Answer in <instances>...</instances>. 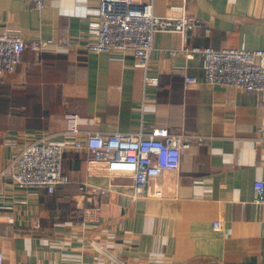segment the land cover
Segmentation results:
<instances>
[{"label":"crops","instance_id":"0c3cea01","mask_svg":"<svg viewBox=\"0 0 264 264\" xmlns=\"http://www.w3.org/2000/svg\"><path fill=\"white\" fill-rule=\"evenodd\" d=\"M141 1L158 17H177L172 6H182L209 32L195 28L182 40L157 31L143 68L130 52L86 48L99 0H52L40 10L0 0V33L52 41L25 48L0 75V264H264V202L253 200V182L264 181V93L206 84L200 53H171L264 51V0ZM71 113L78 140L156 127L192 137L179 167L159 177L161 196H133L127 175L88 168L86 152L72 148L62 158L69 182L51 193L1 175L29 142L66 139Z\"/></svg>","mask_w":264,"mask_h":264},{"label":"built area","instance_id":"2783aa9c","mask_svg":"<svg viewBox=\"0 0 264 264\" xmlns=\"http://www.w3.org/2000/svg\"><path fill=\"white\" fill-rule=\"evenodd\" d=\"M40 10L52 0H29ZM181 11L179 16L158 17L153 14L152 3L141 0H99L98 16L88 23L87 34L91 37L85 44L92 52H130L135 65L146 67L153 48L154 35L159 30L170 29L180 33L182 40L188 31L204 28L206 24L184 12L182 6H172ZM52 44L51 40L25 42L16 32L0 33V75L12 73L20 60L21 53L29 47L39 52ZM184 53L192 57L200 53L204 58L205 82L209 85L232 86L243 91L264 93V51L243 48H214L186 45L172 54ZM186 84L196 79L185 76ZM69 126L66 139L48 138L33 140L2 169L1 175L10 178L20 188L43 187L53 192L56 186L69 182L62 169V158L67 148L84 150L88 168L101 164L108 173H122L131 180L132 195L161 196L159 177L165 170L179 167L181 151L189 146L190 135L172 133L167 128L156 127L143 132H86L83 140L75 139L80 130L77 114H67ZM74 138L71 139L70 138ZM88 186V184H85ZM85 185L81 186L83 189ZM98 194L106 188H94ZM253 200L264 202V181L253 182ZM95 210L92 214H95ZM215 229L220 222L213 223ZM2 254L0 253V263Z\"/></svg>","mask_w":264,"mask_h":264}]
</instances>
